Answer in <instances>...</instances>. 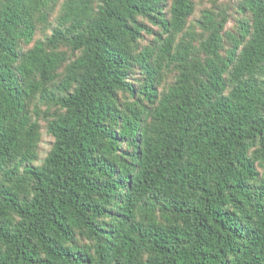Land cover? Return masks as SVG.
Segmentation results:
<instances>
[{
	"label": "trees",
	"instance_id": "16d2710c",
	"mask_svg": "<svg viewBox=\"0 0 264 264\" xmlns=\"http://www.w3.org/2000/svg\"><path fill=\"white\" fill-rule=\"evenodd\" d=\"M0 264H264V0H0Z\"/></svg>",
	"mask_w": 264,
	"mask_h": 264
},
{
	"label": "rangeland",
	"instance_id": "374dc122",
	"mask_svg": "<svg viewBox=\"0 0 264 264\" xmlns=\"http://www.w3.org/2000/svg\"><path fill=\"white\" fill-rule=\"evenodd\" d=\"M52 139L44 133L43 135V141L41 143V154L44 157L47 153V151L50 148V143H51Z\"/></svg>",
	"mask_w": 264,
	"mask_h": 264
}]
</instances>
